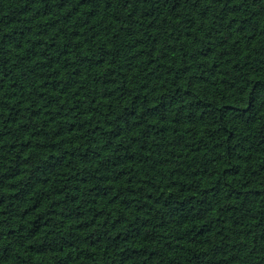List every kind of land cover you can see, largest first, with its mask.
Segmentation results:
<instances>
[{"label": "trees", "instance_id": "1", "mask_svg": "<svg viewBox=\"0 0 264 264\" xmlns=\"http://www.w3.org/2000/svg\"><path fill=\"white\" fill-rule=\"evenodd\" d=\"M0 264H264V0H0Z\"/></svg>", "mask_w": 264, "mask_h": 264}]
</instances>
